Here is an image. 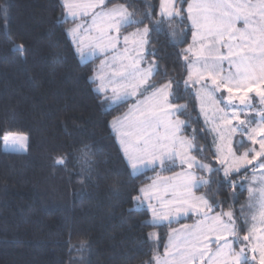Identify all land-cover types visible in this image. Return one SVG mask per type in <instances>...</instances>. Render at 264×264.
Returning a JSON list of instances; mask_svg holds the SVG:
<instances>
[{
	"label": "snow or ice",
	"instance_id": "1",
	"mask_svg": "<svg viewBox=\"0 0 264 264\" xmlns=\"http://www.w3.org/2000/svg\"><path fill=\"white\" fill-rule=\"evenodd\" d=\"M61 4L56 24L69 25L63 35L73 53L81 63L86 52L100 59L90 82L101 103L106 110L129 105L111 128L130 175L154 173L136 189L129 210L145 208L151 213L146 223L170 227L163 254L157 251L146 264H264V0H159L158 11L147 3L140 15L128 0ZM165 25L174 45L191 32V43L178 54L187 72L183 89L167 70L156 79L161 68L151 37ZM26 139L13 137V143L23 149ZM90 157L85 145L84 171L91 170ZM246 183L248 201L237 215V189ZM225 186L232 204L216 198ZM181 219L193 222L171 228ZM148 238L158 245V233Z\"/></svg>",
	"mask_w": 264,
	"mask_h": 264
},
{
	"label": "trees",
	"instance_id": "2",
	"mask_svg": "<svg viewBox=\"0 0 264 264\" xmlns=\"http://www.w3.org/2000/svg\"><path fill=\"white\" fill-rule=\"evenodd\" d=\"M128 2L137 15L147 3L159 9V0ZM63 12L61 0H0V264H146L157 251L163 254L170 227L146 223L145 208L129 210L135 209L136 189L154 173L130 175L111 129L129 105L106 110L101 103L90 82L100 59L79 61L63 35L69 25L56 24ZM151 41L161 68L156 79L165 78L167 70L183 89L187 72L178 54L191 43V32L174 45L165 25ZM198 126L202 120L193 124ZM6 134L27 137L26 152L5 150ZM11 144V150L19 146ZM85 145L91 150L90 171L81 160ZM58 157L64 164H56ZM247 176L251 179V169ZM246 184L237 189V215L248 201ZM216 198L232 204V189L225 186ZM192 222L182 219L171 228ZM153 232L158 245L148 238Z\"/></svg>",
	"mask_w": 264,
	"mask_h": 264
},
{
	"label": "rangeland",
	"instance_id": "3",
	"mask_svg": "<svg viewBox=\"0 0 264 264\" xmlns=\"http://www.w3.org/2000/svg\"><path fill=\"white\" fill-rule=\"evenodd\" d=\"M252 95H254V94H252ZM254 104L256 105V107L258 108V107H260V105H259V103H258V99L257 100H254ZM258 119V118H257ZM9 136V140L8 141H4V139H2V141H3V148L5 149V150H11V148H13V146H10V144L11 143H9V142H13V137H17V136H15V135H8ZM13 144V143H12ZM11 144V145H12ZM15 147V146H14ZM20 149V147L19 146H17L15 149H12V150H19ZM11 150V151H12ZM251 169V168H250ZM146 171V170H145ZM144 171V172H145ZM251 173H252V171H251ZM248 187V184H246V188ZM150 214V219H149V221L151 220V213H149ZM182 220V219H181ZM166 224V223H165ZM179 228V227H178ZM152 240V239H151ZM167 242H168V240H167ZM167 244V243H166ZM249 255H251V253H249ZM253 264H255V262H253Z\"/></svg>",
	"mask_w": 264,
	"mask_h": 264
},
{
	"label": "crops",
	"instance_id": "4",
	"mask_svg": "<svg viewBox=\"0 0 264 264\" xmlns=\"http://www.w3.org/2000/svg\"><path fill=\"white\" fill-rule=\"evenodd\" d=\"M93 59H95V58H91V57H87V52H86V60H85V62H87V61H90V60H93ZM99 65H100V63H99ZM98 65V66H99ZM98 66H97V69H98ZM94 75H95V73H94ZM93 75V76H94ZM96 85V87H97V84H95ZM112 129V128H111ZM113 131V130H112ZM16 136V135H15ZM17 137H19V136H17ZM25 137V136H24ZM27 138V137H26ZM25 144H26V146L23 148V149H19V150H7V151H9V152H21V153H23V152H26V150H27V139H26V142H25ZM150 213V212H149Z\"/></svg>",
	"mask_w": 264,
	"mask_h": 264
},
{
	"label": "water",
	"instance_id": "5",
	"mask_svg": "<svg viewBox=\"0 0 264 264\" xmlns=\"http://www.w3.org/2000/svg\"><path fill=\"white\" fill-rule=\"evenodd\" d=\"M14 50H20V48H15Z\"/></svg>",
	"mask_w": 264,
	"mask_h": 264
}]
</instances>
